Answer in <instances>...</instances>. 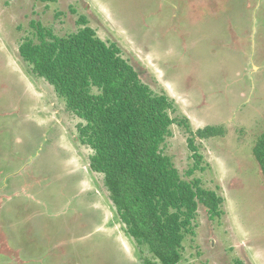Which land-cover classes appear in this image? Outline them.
<instances>
[{"label":"rangeland","instance_id":"1","mask_svg":"<svg viewBox=\"0 0 264 264\" xmlns=\"http://www.w3.org/2000/svg\"><path fill=\"white\" fill-rule=\"evenodd\" d=\"M80 16L172 99L184 124L171 125L164 152L224 198L215 217L199 205L179 264H264V175L252 150L264 132V0H0V264L155 262L90 168L81 119L19 54L31 20L65 35ZM207 125L223 131L193 135ZM191 135L203 159L188 175Z\"/></svg>","mask_w":264,"mask_h":264},{"label":"trees","instance_id":"2","mask_svg":"<svg viewBox=\"0 0 264 264\" xmlns=\"http://www.w3.org/2000/svg\"><path fill=\"white\" fill-rule=\"evenodd\" d=\"M30 24L34 37L21 41L19 54L81 119L79 140L93 151L90 168L104 175L126 233L154 257L149 264H179L186 235L195 233L199 205L215 217L224 198L198 178H183L164 152L171 125L184 124L170 114L174 102L145 83L120 46L102 39L86 17L65 35L39 20ZM222 131L207 125L192 134L207 138ZM188 147L194 164L187 174L192 175L202 168L203 155L192 135ZM252 150L264 175V132Z\"/></svg>","mask_w":264,"mask_h":264}]
</instances>
